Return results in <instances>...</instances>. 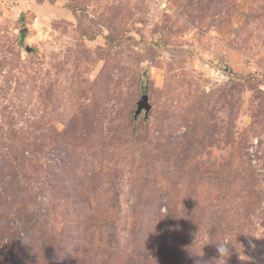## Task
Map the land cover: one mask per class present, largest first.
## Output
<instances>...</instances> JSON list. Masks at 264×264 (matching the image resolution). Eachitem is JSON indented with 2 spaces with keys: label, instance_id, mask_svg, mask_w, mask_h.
I'll return each mask as SVG.
<instances>
[{
  "label": "rangeland",
  "instance_id": "1",
  "mask_svg": "<svg viewBox=\"0 0 264 264\" xmlns=\"http://www.w3.org/2000/svg\"><path fill=\"white\" fill-rule=\"evenodd\" d=\"M221 241L264 264V0H0V264Z\"/></svg>",
  "mask_w": 264,
  "mask_h": 264
},
{
  "label": "clouds",
  "instance_id": "2",
  "mask_svg": "<svg viewBox=\"0 0 264 264\" xmlns=\"http://www.w3.org/2000/svg\"><path fill=\"white\" fill-rule=\"evenodd\" d=\"M258 239V238H255ZM250 247H255L252 241H249ZM216 255L214 257L208 258L206 255L197 257L194 264H213V261L217 264H228V261L232 257V246L229 241H221L212 246Z\"/></svg>",
  "mask_w": 264,
  "mask_h": 264
},
{
  "label": "water",
  "instance_id": "3",
  "mask_svg": "<svg viewBox=\"0 0 264 264\" xmlns=\"http://www.w3.org/2000/svg\"><path fill=\"white\" fill-rule=\"evenodd\" d=\"M26 50L30 53L33 49L29 46L26 47ZM153 105L150 103L149 95L143 94L142 97L136 103L135 118L138 119V115L144 112L145 119L149 118V112L151 111Z\"/></svg>",
  "mask_w": 264,
  "mask_h": 264
}]
</instances>
